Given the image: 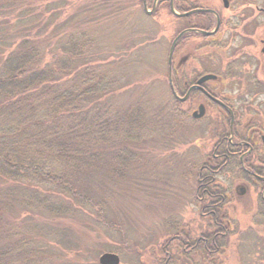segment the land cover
Masks as SVG:
<instances>
[{"label": "rangeland", "instance_id": "1", "mask_svg": "<svg viewBox=\"0 0 264 264\" xmlns=\"http://www.w3.org/2000/svg\"><path fill=\"white\" fill-rule=\"evenodd\" d=\"M52 1L60 4L57 8L61 11L63 1L70 3L63 7L65 14L59 18L62 21L67 15L78 13L84 4L97 2L38 0V5L44 9ZM118 1L110 0L103 7L96 3L89 12L78 16L86 22L88 51L101 57L96 71L113 88V94L104 98L106 103L116 113L139 104L149 115L145 137L130 147L131 162L123 164L122 169L104 164L100 171L85 178L91 193L105 205L109 221L116 224L114 232L103 235L97 227L87 228L88 223H94L92 218L78 215L63 219L41 207L28 206L23 196L26 189L8 186L1 195L3 210L10 220L8 233L17 235L13 242L33 239L43 247L37 258L34 255L27 258L40 264H72L77 258L85 264H99L105 253L119 255L121 264H158L167 257L169 264H212L203 260L202 252L184 256V246L173 241L175 235L186 234L189 242L196 243L201 235H212L217 230L211 217L201 216L207 200L203 204L197 195L200 168L211 154L208 131L216 112L213 109L214 116L196 123L187 105L175 103L168 83L169 49L179 33V24L184 21L176 22L170 17L163 3L147 18L142 0ZM153 1L148 3L149 10ZM176 6L180 8L181 4L178 2ZM252 9L249 14L260 16L259 11ZM261 17L253 31L264 25V16ZM176 90L179 95L183 93V88ZM235 106L240 120L245 115L249 120L257 113L254 110L246 113L240 104ZM175 109L181 117L173 116ZM257 120L264 124V109H260ZM240 181L239 176L232 174L217 181L228 200H233L223 211L226 213L223 221L227 227L229 224L231 235L215 255L213 264H264V215L257 213L262 190L251 188L247 196L239 199L235 189L241 185ZM167 243L170 245L165 251ZM31 246L35 247L34 243Z\"/></svg>", "mask_w": 264, "mask_h": 264}, {"label": "trees", "instance_id": "2", "mask_svg": "<svg viewBox=\"0 0 264 264\" xmlns=\"http://www.w3.org/2000/svg\"><path fill=\"white\" fill-rule=\"evenodd\" d=\"M109 1H91L62 21L68 1L62 2L61 11L53 1L43 9L38 0H0V264H40L27 258H37L44 249L33 239L16 242L17 235L8 233L10 220L1 198L8 186L25 188L28 206L63 219L92 218L87 228L97 227L103 235L114 232L116 224L109 221L105 205L91 193L85 178L104 164L122 169L131 162L130 147L145 137L149 115L139 104L116 113L104 100L113 88L96 71L101 57L88 51L86 22L78 16L96 3L108 6ZM172 113L181 117L176 109ZM204 185L213 194L207 201L220 208L211 221L217 232L228 233L226 216L220 214H226L227 194L217 182ZM197 195L202 198V189ZM227 239L228 235H205L198 246L190 247L186 234L175 235L173 241L184 246V256L202 252L203 260L213 264ZM168 258L158 264H169ZM72 264L85 263L77 258Z\"/></svg>", "mask_w": 264, "mask_h": 264}, {"label": "flooded vegetation", "instance_id": "3", "mask_svg": "<svg viewBox=\"0 0 264 264\" xmlns=\"http://www.w3.org/2000/svg\"><path fill=\"white\" fill-rule=\"evenodd\" d=\"M178 2L180 8L176 6ZM161 3L176 22L184 21L179 24V33L169 49L168 83L171 76L176 93H180L177 87L183 88V93L178 94L183 100L178 101L188 106V113L196 123L214 116L213 109L216 112L208 131L211 154L198 176V190L202 189L199 201L204 204L213 195L205 182H217L220 177L232 174L241 179V185L235 189L239 199L247 196L251 188L262 190L257 213L264 215V124L257 122L260 109H264V25L263 29L253 31L264 16V0H159L155 12ZM253 7L260 16L249 14ZM174 11L183 16L175 15ZM181 34L169 62L173 42ZM204 78L207 79L203 81ZM236 104L242 105L246 113L251 110L257 113L249 120L247 115L240 120ZM200 109L202 116L193 118L194 113H201ZM225 196L223 204L230 205L233 199ZM212 205L211 200L203 205V218L218 217L220 208ZM216 232L212 233L216 239L231 235L229 224L228 233ZM187 244L192 245L189 241Z\"/></svg>", "mask_w": 264, "mask_h": 264}, {"label": "water", "instance_id": "4", "mask_svg": "<svg viewBox=\"0 0 264 264\" xmlns=\"http://www.w3.org/2000/svg\"><path fill=\"white\" fill-rule=\"evenodd\" d=\"M159 0H155L154 2V5H153V8L152 10H149L148 9V6H147V0H143V6H144V11L148 14V15H152L154 14L155 10H156V6H157V3H158ZM195 12H198V11H195ZM174 14L177 15V16H183V15H179L177 14L175 11H174ZM183 34L179 35L175 41L173 42V45H172V49H171V54H170V57H169V62H171V57H172V51L176 45V43L178 42V40L182 37ZM207 78H204V80H206ZM202 82V81H201ZM200 82V83H201ZM169 83H170V87H171V90H172V93H173V96L177 99V100H183L181 98H179L178 94L176 93L173 85H172V81H171V76L169 77ZM201 113L199 114L198 112L194 113L193 115V118H199L200 116H202L203 112H202V109H200ZM99 264H121V259L119 257V255L117 254H114V253H105L103 254L100 258H99Z\"/></svg>", "mask_w": 264, "mask_h": 264}]
</instances>
